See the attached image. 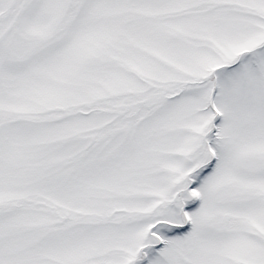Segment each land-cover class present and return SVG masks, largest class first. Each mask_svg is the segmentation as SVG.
<instances>
[{"label":"snow or ice","instance_id":"snow-or-ice-1","mask_svg":"<svg viewBox=\"0 0 264 264\" xmlns=\"http://www.w3.org/2000/svg\"><path fill=\"white\" fill-rule=\"evenodd\" d=\"M0 264H264V0H0Z\"/></svg>","mask_w":264,"mask_h":264}]
</instances>
